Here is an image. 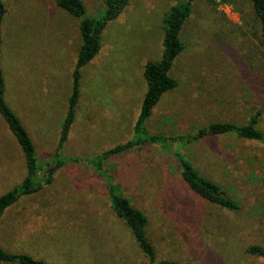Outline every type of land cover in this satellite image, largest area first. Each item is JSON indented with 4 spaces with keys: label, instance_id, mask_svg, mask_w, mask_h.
I'll return each mask as SVG.
<instances>
[{
    "label": "rangeland",
    "instance_id": "374dc122",
    "mask_svg": "<svg viewBox=\"0 0 264 264\" xmlns=\"http://www.w3.org/2000/svg\"><path fill=\"white\" fill-rule=\"evenodd\" d=\"M81 1L90 16L103 9L104 0ZM180 3L189 4L190 15L180 32L185 49L170 72L177 86L164 94L144 128L170 137L212 123L245 124L260 112L258 128L264 131V44L249 0H128L103 31L99 53L82 69L74 125L62 149L65 159L97 157L135 139L146 92L144 65L159 61L164 15ZM4 4L5 99L44 169L54 155L71 92L79 19L53 0ZM172 151L156 144L128 149L103 162L107 177L67 159L52 183L4 212L0 247L51 264H150L111 210L110 181L147 218L157 260L264 264L246 254L251 245L264 246V145L223 135L174 144ZM176 153L220 185L239 209L229 212L195 199L182 181ZM25 176L21 150L0 116V196Z\"/></svg>",
    "mask_w": 264,
    "mask_h": 264
},
{
    "label": "trees",
    "instance_id": "16d2710c",
    "mask_svg": "<svg viewBox=\"0 0 264 264\" xmlns=\"http://www.w3.org/2000/svg\"><path fill=\"white\" fill-rule=\"evenodd\" d=\"M55 5L66 12L69 16L79 19L80 47L77 59L71 74V92L67 101V109L63 118L57 146L53 157L44 169H40L33 142L16 113L9 107L5 99V82L1 67L2 47V21L6 13L4 0H0V116L7 129L17 142L26 166L25 178L12 190L0 196V220L4 212L21 197L33 195L39 192L46 184L53 181L54 174L65 165L67 159L76 164H85L95 167L103 177L107 173L102 164L106 159L120 154L128 149L141 145H159L162 150L171 152V145H189L207 137L214 138L223 135H233L244 140L261 142L264 145V131L258 128L260 112L251 116L245 124L231 122H218L209 124L207 127L197 130L195 133L181 134L165 137L162 135L149 134L144 125L149 119L153 109L161 101L164 94L174 90L176 81L170 76L175 59L185 49L180 39V32L190 15V7L187 3L171 6L163 19L161 57L157 62H147L143 69V79L146 83V92L143 96L140 112L134 125V140L127 144L117 145L112 149L93 158H64L62 149L69 140L74 120L76 107L80 97L82 69L88 65L101 49V36L107 25L119 17L128 4V0H104L102 11L95 15L86 13L81 0H53ZM257 18L260 40L264 44V0H249ZM64 159H63V158ZM175 162L180 170L182 181L190 190L194 198L202 202L223 208L233 212L239 209L238 204L231 199L220 185L204 179L182 154L174 155ZM104 173H106L104 175ZM108 197L111 210L114 215L124 222L129 229L137 247L148 258L150 264H181L173 260H157L155 250L147 233V218L123 196L118 186L108 181ZM189 210H185V216ZM169 214V213H168ZM167 220L170 218L167 215ZM246 254L264 259V246L251 245L246 249ZM0 263L3 264H51L42 260L34 259L27 254H12L0 247Z\"/></svg>",
    "mask_w": 264,
    "mask_h": 264
}]
</instances>
